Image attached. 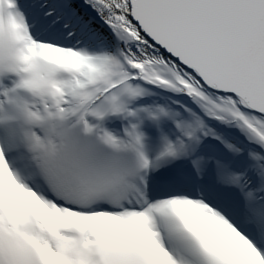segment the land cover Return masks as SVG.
I'll return each instance as SVG.
<instances>
[{
	"label": "snow or ice",
	"instance_id": "obj_1",
	"mask_svg": "<svg viewBox=\"0 0 264 264\" xmlns=\"http://www.w3.org/2000/svg\"><path fill=\"white\" fill-rule=\"evenodd\" d=\"M0 264H264V0H0Z\"/></svg>",
	"mask_w": 264,
	"mask_h": 264
}]
</instances>
